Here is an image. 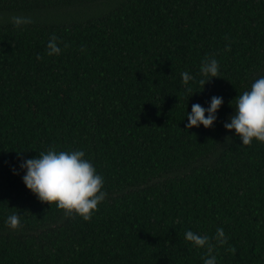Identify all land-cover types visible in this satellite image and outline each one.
Masks as SVG:
<instances>
[{
	"label": "trees",
	"instance_id": "trees-1",
	"mask_svg": "<svg viewBox=\"0 0 264 264\" xmlns=\"http://www.w3.org/2000/svg\"><path fill=\"white\" fill-rule=\"evenodd\" d=\"M206 57L220 77L203 88ZM262 76L264 0H0V264H203L189 230L216 264H264V143L224 127ZM213 96V126L188 129ZM49 148L84 151L103 177L90 221L24 184L20 164Z\"/></svg>",
	"mask_w": 264,
	"mask_h": 264
},
{
	"label": "clouds",
	"instance_id": "clouds-1",
	"mask_svg": "<svg viewBox=\"0 0 264 264\" xmlns=\"http://www.w3.org/2000/svg\"><path fill=\"white\" fill-rule=\"evenodd\" d=\"M11 23L20 28L33 23L30 17L13 16ZM57 37H50L47 44L48 55H59L61 49L57 45ZM67 47V45H65ZM230 51V48H226ZM37 59H42L37 55ZM201 79L199 83L203 86L212 80L220 77L219 64L215 58L206 57L201 62ZM185 85L194 77L188 72L181 74ZM191 92L190 88L186 89ZM194 94V93H193ZM192 94V95H193ZM235 114L230 116V123L224 127L228 131L235 130L236 135L242 140V146H250L255 139L264 143V76L255 80L249 91L239 94L235 98ZM223 104V98L213 96L210 106L205 109L200 104H193L191 113H187V128H205L213 126L217 119V111ZM207 113V117L206 114ZM226 140H231L226 137ZM21 169H26L23 182L38 200L42 203L55 205L63 211L65 217H81L84 221H90L98 205L103 202L107 193L103 191L104 179L96 172L93 164L85 159V152L82 150L56 151L49 148L47 152H41L35 158H30L20 164ZM7 226L13 230L21 227L18 214H12L7 218ZM187 241L199 248L207 247V257L203 264H216V256L213 255V245L207 235H200L193 231L185 234ZM219 246L228 243L223 228H218L214 236ZM235 253V248L228 249Z\"/></svg>",
	"mask_w": 264,
	"mask_h": 264
}]
</instances>
